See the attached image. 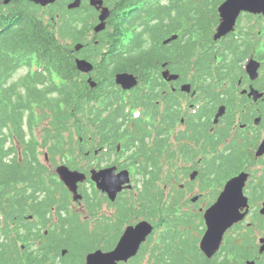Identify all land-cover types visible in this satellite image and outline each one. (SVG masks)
<instances>
[{
	"label": "trees",
	"instance_id": "obj_1",
	"mask_svg": "<svg viewBox=\"0 0 264 264\" xmlns=\"http://www.w3.org/2000/svg\"><path fill=\"white\" fill-rule=\"evenodd\" d=\"M69 1L61 0L49 16L44 14L43 8L30 2L12 0L9 6L0 5V182H8L13 177H22L25 182H30L29 186H25L22 197L20 191H16L11 198V217H17L15 212L18 209L25 213L22 208L26 199L34 197L33 207H37L47 219L48 215L51 216L54 194H66L62 183L48 174L45 165L34 164L36 142L27 139L25 121H28L30 126V123L35 121L33 114L37 112L48 120L45 129L51 128L54 132H46L43 136L45 143L54 139L50 147L52 155L64 152L65 141L61 130L67 129L68 121L72 120L70 128L78 130L88 129L90 125L103 128L106 123L112 122L116 124L115 128L101 135L100 144L110 139H114L116 144L120 138L129 136L126 143L128 149H132L138 157H145L143 162H147L136 168L138 179L143 184L139 204L128 208L134 210L136 215L143 214L154 222L159 223V218L161 225H165L159 229L158 235L151 236L144 246V252L149 255V264H218L217 261L208 260L200 251L198 241L199 234L203 231V221L197 213L180 207L181 193L177 183H173V193L168 196L164 195L159 186L163 173L160 158L165 141L161 131L149 145L148 137L152 134L144 126L137 124L132 131L128 126H123L127 119L117 123L125 112L124 104L118 105L116 109L112 107V99L118 98L112 88L117 72L130 71L139 76L140 85L136 90L138 93L134 94L131 100L138 102L142 99L145 104L161 99V88L157 91L155 88L162 85L160 63L163 61H168L173 70L184 75L189 73L188 67L194 65L199 77L207 82L211 79L212 58L209 55L195 54L192 42L195 33L204 35L205 32H210L209 15L201 12L203 7L208 6L203 4V7H195L193 0H186L178 7L179 0H173L176 12L174 16L177 17V10L181 11L182 22H171L163 14L157 22L142 19L138 24V18L132 16L134 11L131 10L138 0H105L113 8V13L108 19L107 29L96 37L99 42L95 44L94 41H89V33L97 22L96 11L86 3L79 9L69 11L66 8ZM118 10L124 13L119 15ZM168 11L170 15L173 13L172 5L168 6ZM143 13L144 9H140V14ZM181 27L185 29L181 39L167 46L161 44L164 36L179 31ZM72 42H82L86 47L81 53L95 63L94 78L98 81L96 89L90 88L84 74L77 69L75 58L78 54ZM22 66L37 68L34 72L28 71L17 80L11 81L12 76ZM151 87L152 94H145L146 89ZM100 99L102 109H96ZM218 99L219 96H216V100ZM89 106L93 107L89 109ZM107 109L113 113L103 118V111ZM176 115L172 114L174 118ZM203 115L204 111L193 127L194 134L198 138L200 135L205 138L202 151L214 148L216 150L220 145L221 136L211 135L208 139L204 136L210 129L209 120L204 121ZM100 134L97 132L93 137L99 138ZM13 138L25 144L24 165L17 161V155L10 159L5 158L11 153L16 154L15 146L5 149L7 141ZM181 150L184 152L183 148ZM169 153L173 156L176 150L169 147ZM244 156L237 145H234L227 155L212 157L206 162L201 175L219 181V178L229 176L234 166L240 167L236 164L241 162ZM167 173L168 178H176L177 168L171 165ZM209 183L210 181L205 185L208 186ZM29 188L31 194H28ZM121 213L122 216L125 215L123 211ZM72 224L74 223H69L68 218H62L60 225L49 229L52 239L45 237L47 224H42L37 230L28 228L24 232L18 231L17 234L25 239L39 240V248L30 255L34 261L42 263L45 260V249L50 243L57 242L60 247L75 232ZM85 234L88 236L87 232ZM95 239H98V234ZM16 241L15 231L9 229L8 225L0 229L1 264L16 261L18 256L12 249V244ZM59 242L62 243L60 246ZM234 242L235 239H229L225 251L238 255L241 246L239 242ZM66 259L56 264H71ZM136 264L142 263L138 260Z\"/></svg>",
	"mask_w": 264,
	"mask_h": 264
},
{
	"label": "flooded vegetation",
	"instance_id": "obj_2",
	"mask_svg": "<svg viewBox=\"0 0 264 264\" xmlns=\"http://www.w3.org/2000/svg\"><path fill=\"white\" fill-rule=\"evenodd\" d=\"M143 1L146 3L147 8L150 7V17L154 21L157 22L165 14L171 22H178L179 20L182 22L183 15L181 11L177 10V17L174 16L176 12L173 0ZM225 1L208 0L205 3L211 8V11L210 9L208 11L213 16L214 26L209 36L210 41L206 40L201 33H195L192 38L195 54H209L213 57L212 69L210 70L211 79L208 82L203 80L192 82L193 79L185 82L181 79L182 74L170 67L172 73L181 74L180 79L170 82L162 81L161 99L148 103L143 107L145 122L137 124L144 126L152 135L157 133V127L161 125L162 136L165 138V148H168L170 143L175 142L179 143V148L184 145V152H181V157L192 160L200 155L199 151L204 147L205 138L196 137L193 128L199 120L200 114L204 111L203 120L212 121L215 115L221 109H224L225 113L220 117L217 124L212 125L209 123L211 134L206 137L208 139L211 135H220V145L216 150L214 148L204 151L209 157H218L224 154L227 155L231 148L237 145L239 150L245 154L242 161L236 165L244 167L243 170L251 173L245 187L246 195L250 201V210L242 225L232 227L226 233V236L235 239L234 243H240L241 257L230 256L227 254L230 252L228 251L224 253L225 255L218 257L217 260L223 264H264V215L261 211L264 203V154L260 157L255 156L258 145L264 139V10L261 9L257 14L243 11L237 20L235 30L219 40H214L213 35L220 20L219 7ZM183 3L184 0H179L177 6L181 7ZM263 4L264 1L260 6L258 5L259 8ZM140 5L137 4L131 9L134 10L135 15H139L141 18L138 11ZM169 5H172L173 8L171 15L168 11ZM244 21L247 25L242 24ZM251 59L259 64V76L256 79H251L247 72V65ZM165 69L169 68L166 67ZM185 83L192 84L189 93L180 91L181 86ZM206 85H209V87L206 88ZM252 88L260 94L258 98H255L254 94L250 95ZM193 93L195 95H192ZM216 96H219L218 100H216ZM174 113L177 114L175 118L172 116ZM258 117L261 118V122L259 125H253L251 121ZM236 122H239V124ZM137 124L134 123L132 129H135ZM233 124L238 127V130L235 132L236 134L231 136L230 131ZM179 126L181 128H178ZM89 132L95 133V130ZM99 132L108 133L110 129L107 128ZM168 132L171 138L168 137ZM252 133L256 134L255 138L251 136ZM229 138L231 139L228 140ZM91 140H93V135H89L87 138V141ZM241 144H244V147ZM249 144H251V147L253 146L252 150H250L251 148L248 149ZM22 149L23 145L17 152L18 157L23 155ZM128 154H131V156H127ZM132 154V150H129L127 155H121L120 146L113 145V141L109 140L106 144L98 145L97 150L93 152L88 150L85 159L87 163L90 162L92 168L116 167L122 169L126 167V163L136 162L135 156ZM254 165H257L258 169L254 170ZM83 194L86 197L84 192ZM103 199L107 206L115 208L111 216L114 223L112 230L114 234L118 235L120 230V196L115 202H111L106 194H103ZM18 213L21 214L23 211L18 209ZM33 219H25L24 222L29 220L33 222L36 220L41 221L38 218ZM24 227V231L31 227L37 230L31 222H27ZM232 230H235V232L229 234ZM49 232V229L46 228V238H51ZM35 244L39 248V240H36ZM56 244L57 242H52L45 249V256H48V260L44 264H55ZM28 250L29 247L23 252L27 255ZM127 264H134V259H130Z\"/></svg>",
	"mask_w": 264,
	"mask_h": 264
},
{
	"label": "water",
	"instance_id": "obj_3",
	"mask_svg": "<svg viewBox=\"0 0 264 264\" xmlns=\"http://www.w3.org/2000/svg\"><path fill=\"white\" fill-rule=\"evenodd\" d=\"M9 0H5L8 2ZM38 4L47 5L54 3L56 0H32ZM83 0H73L68 7L70 9L77 8ZM264 0H227L221 7L220 13L222 22L218 28L216 38L228 33L234 28L236 18L242 10L260 11L264 10V4L259 8ZM90 4L100 10L99 23L95 27L96 32H100L106 27V20L109 17L111 10L108 6H104V0H90ZM259 5V6H258ZM259 8V9H258ZM177 36L174 35L164 41L168 43ZM81 44L76 46L80 49ZM78 69L83 72L93 70V64L87 59H76ZM166 64H164L165 66ZM256 67L252 62L250 64V72L254 73ZM256 75V73L254 74ZM163 76L167 79H176L178 75L171 74L169 70L163 71ZM116 81L122 84L125 88H131L137 84V79L133 74L122 72L116 75ZM190 85H184L183 89L188 90ZM223 109L219 111L221 115ZM219 115L217 117H219ZM264 152V143L257 151V155ZM57 172L61 180L74 193L75 198H80L78 195V183L86 179V174L78 170H72L65 165L57 168ZM92 179L97 182L98 188L108 193L109 197L114 200L126 183L130 182V174L127 169L116 172L115 168L92 170ZM197 171L193 172L191 178H194ZM248 174L240 173L238 176L231 178L225 185L223 192L218 197L217 201L211 205L205 212V221L207 230L201 240L202 251L208 258H211L220 248L223 236L228 228L234 223L240 221L246 215L248 209L242 212V209L248 207V198L244 195L243 188L246 184ZM130 188L131 185H128ZM196 200V199H194ZM264 212V208L262 209ZM153 225L146 220L140 221L136 225L128 226L121 236L116 247L108 252L101 249L91 252L86 257V264H117L118 261H127L130 257L136 255L141 244L147 239V236L153 231Z\"/></svg>",
	"mask_w": 264,
	"mask_h": 264
},
{
	"label": "rangeland",
	"instance_id": "obj_4",
	"mask_svg": "<svg viewBox=\"0 0 264 264\" xmlns=\"http://www.w3.org/2000/svg\"><path fill=\"white\" fill-rule=\"evenodd\" d=\"M242 24L244 25H247L246 21H244ZM94 35L92 36H89L90 39L93 38ZM68 41V39H67ZM28 72V68L26 67H22L20 70H18L16 72V74L12 77L11 81H15L17 80V78H19L20 76H23L25 75L26 73ZM264 72V70H263ZM37 125H36V128H42L44 132L45 131V127L48 126V120L45 119L44 117H41L39 115V113L37 112ZM254 125V123H253ZM67 130L65 132V136L68 139H71L74 146L76 147V151H75V155L76 154H79V158L82 159L81 161L78 162L79 158L76 159L75 161L77 162V164L81 165V167H84V168H89L91 169L92 167H90V162L88 161L87 163V160L85 159V156H83L84 152L81 150L83 149L82 148V143L83 141L80 139V136L78 134H76V128H73L72 132H73V137H70L69 133V128L72 126V120H70V122L68 121L67 122ZM129 126L130 128H133V124L129 123ZM178 128H181V126H179ZM238 130V128H232L230 133H231V136H233L234 134H236L235 132ZM27 135L29 136V133H28V127H27V131H26ZM253 138H255L256 134L255 133H252ZM152 137H154V135H152ZM231 138H229L228 140H230ZM39 142H42V139L39 138L38 139ZM148 141V140H147ZM17 144V141L14 140V139H11L9 143H6L5 144V149L7 148H10V146H13ZM20 145V144H19ZM24 145V144H22ZM173 147H178V143L175 142L173 145ZM242 147H244V144H241ZM253 149V146L251 147L250 150ZM39 150L42 151V154L40 155L41 156V159L45 162L46 161V158H45V153L48 152V148L47 146H40ZM12 154V153H11ZM11 157V155H9L7 158L9 159ZM163 159L165 160L166 163H164V167H165V173L163 174L162 173V179L159 180V185L161 183V181L163 179H165L167 177V171H168V164H172V166L176 167L177 168V173L176 175L180 178V184H178V188L180 189L181 186H183V183L185 184H188L189 183V179L187 177L186 174H184V172H187L189 171L187 174L189 176V173L192 171V167L194 166L195 162L199 159L200 156H198L197 158L195 159H186V158H182V157H176L174 158L175 160H173L171 157H169L168 153H164L163 155ZM55 158L59 161V163H66L68 165H71L67 160H70L71 163H74V158H73V154H70L68 157L64 158L63 157H59L58 156H55ZM83 160H85V163L83 164ZM89 160V159H88ZM201 165V163H200ZM254 170L258 169V166L257 165H254L253 166ZM79 169V168H78ZM50 170L55 173V167L54 166H50ZM132 172H134V169L131 168ZM56 174V173H55ZM134 178V184L136 185V188L134 191H138L141 189L142 187V181H140V183H138L137 181V178L138 176L136 175V177H133ZM141 180L143 179L142 177H140ZM84 188H86L88 191V198H90V196L92 195H95V200L94 202L92 203V206H91V212H89V209H88V202L86 200V198H82V200L78 203L74 202L72 200V197L69 196V201L73 202L76 204L75 205V208H74V211H77L79 212L80 216L82 218H84V220H79V217L78 216H73V215H69L71 218H78L79 222L81 224H83L85 221L89 220L88 221V224H89V227H94L95 224H96V219L98 218H103L101 220V223L107 221L106 220V217H111L112 214L114 213L115 211V208L114 207H109L106 205V203L104 202V200L102 201V195L100 194V191L96 190L95 188V184L92 183L91 181H88L86 182V184H84ZM161 186V185H160ZM163 187V185H162ZM202 186H201V181H197L195 182L193 185H192V189H189L187 187L184 188V191L183 192H180L181 193V201H188L189 198H191L192 196H194L195 194L199 193V192H202V193H210L211 192V188L212 186L209 187L208 190H204L202 189ZM201 190V191H200ZM83 193V192H82ZM204 197L201 198V200L203 199ZM216 198L215 197H209L208 199H203L202 201L200 200L198 203H197V207H204L207 202H210V201H214ZM199 203L201 206H199ZM209 204V203H208ZM256 204V203H255ZM181 207V206H180ZM182 208V207H181ZM190 209L193 208L192 205H190L189 207ZM205 208V207H204ZM106 216V217H105ZM161 217V215L159 216ZM165 217V216H164ZM86 218V219H85ZM143 218H146L144 217L143 214H140V215H132L131 217L129 215L126 216V219L125 220H121L122 224H123V228L127 225V224H135L137 223L138 221L142 220ZM149 219V218H147ZM160 220V219H159ZM60 222V216L57 214L53 220L49 223L48 225V229L52 228L54 224H59ZM197 222H199V219H197ZM77 225V224H76ZM160 226V225H159ZM102 226H97L95 229L91 230V232L95 233L97 236L98 233H102V229H101ZM235 230H232L229 234L231 233H234ZM196 232L194 231V234ZM237 233V232H236ZM94 238V237H93ZM92 237H88L86 234H85V229L83 228V226L81 225H77V228L75 230V232L67 238V244L69 245L70 249H71V255L70 257L76 261H79L77 264H82L83 263V260H84V257H85V253L90 250L91 248L94 247V245L96 244L97 241H95ZM116 241V238L113 234L112 231H110L108 234H107V239L105 241H103L105 243V245L107 247L109 246H112ZM63 247H66L65 245L62 246ZM1 264V263H0ZM21 264H26V259H24ZM142 264H149V257L146 256L144 259H143V263Z\"/></svg>",
	"mask_w": 264,
	"mask_h": 264
}]
</instances>
